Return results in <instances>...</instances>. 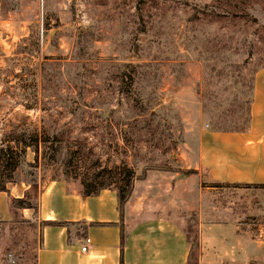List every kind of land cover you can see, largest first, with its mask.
I'll return each instance as SVG.
<instances>
[{
    "label": "rangeland",
    "instance_id": "obj_1",
    "mask_svg": "<svg viewBox=\"0 0 264 264\" xmlns=\"http://www.w3.org/2000/svg\"><path fill=\"white\" fill-rule=\"evenodd\" d=\"M263 67L264 0H0V143L40 136L8 185L37 202L50 180L81 188L122 162L136 179L196 173L206 129L248 126ZM11 211L0 264H36L42 221Z\"/></svg>",
    "mask_w": 264,
    "mask_h": 264
},
{
    "label": "crops",
    "instance_id": "obj_2",
    "mask_svg": "<svg viewBox=\"0 0 264 264\" xmlns=\"http://www.w3.org/2000/svg\"><path fill=\"white\" fill-rule=\"evenodd\" d=\"M197 157L196 173L135 178L122 211L113 189L83 196L64 179L50 180L40 190L36 218L69 224L38 229L36 264H264V187L253 200L246 189L219 188L264 184V67L254 76L248 127L206 129ZM8 189L10 195L0 191L3 221L12 219L10 199L24 197L28 185ZM19 210L25 219L34 215Z\"/></svg>",
    "mask_w": 264,
    "mask_h": 264
},
{
    "label": "trees",
    "instance_id": "obj_3",
    "mask_svg": "<svg viewBox=\"0 0 264 264\" xmlns=\"http://www.w3.org/2000/svg\"><path fill=\"white\" fill-rule=\"evenodd\" d=\"M214 11V9L210 8L207 12L213 14ZM11 139L12 140L8 142L1 141L0 143V191H5L9 195L8 184L16 183L15 174L23 163L27 149L34 148L35 151L39 150L40 136L34 132H21ZM45 139L44 141H46ZM71 164V160L68 159L66 167H71ZM92 170L93 171L83 174L80 178L82 195L92 196L97 195L102 189H113L117 192L119 208L120 211H122L133 189V183L136 177L134 170L125 162L112 168H98ZM64 174L66 179L72 175L70 171H65ZM74 177H77V174H74ZM255 186L264 187V184H256ZM10 207L16 210L24 208L33 209L36 217L39 210V199L37 202H33L29 193H26L24 197H12L10 199ZM68 224L69 223L64 220H42V227L48 225L63 226ZM123 240L124 236L122 235V241ZM121 264H124L123 261Z\"/></svg>",
    "mask_w": 264,
    "mask_h": 264
},
{
    "label": "built area",
    "instance_id": "obj_4",
    "mask_svg": "<svg viewBox=\"0 0 264 264\" xmlns=\"http://www.w3.org/2000/svg\"><path fill=\"white\" fill-rule=\"evenodd\" d=\"M86 242H87V244L90 242V239L89 238H87L86 239ZM84 251L87 249V245H85V246H83V248H82Z\"/></svg>",
    "mask_w": 264,
    "mask_h": 264
}]
</instances>
